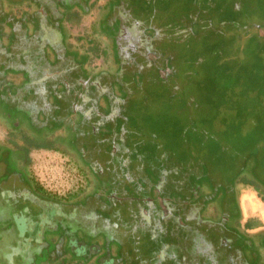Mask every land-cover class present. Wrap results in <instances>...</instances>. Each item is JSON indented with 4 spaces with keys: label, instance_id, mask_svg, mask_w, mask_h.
<instances>
[{
    "label": "rangeland",
    "instance_id": "rangeland-1",
    "mask_svg": "<svg viewBox=\"0 0 264 264\" xmlns=\"http://www.w3.org/2000/svg\"><path fill=\"white\" fill-rule=\"evenodd\" d=\"M28 1L0 0L2 40H8L3 25L7 32L13 25L3 17L23 11ZM77 3L60 10L66 22L80 12L89 21L76 63L106 76L104 93L118 109L114 122L124 146L116 163L124 182L115 197L136 205L148 221L160 216L176 222L181 204L198 196L194 190L175 193L173 186L188 178L184 189L208 186L209 197L225 200L228 219L238 216V208L240 222L249 215L264 221L260 193L238 180V170L250 163L264 190V0ZM59 46L72 48L67 41ZM105 58L109 63L99 73L91 61ZM98 168L100 177L108 171L101 161ZM29 169L42 187L57 171L73 170L51 151H31ZM131 212L126 208L124 218H132ZM258 231L264 227L247 233Z\"/></svg>",
    "mask_w": 264,
    "mask_h": 264
},
{
    "label": "flooded vegetation",
    "instance_id": "flooded-vegetation-1",
    "mask_svg": "<svg viewBox=\"0 0 264 264\" xmlns=\"http://www.w3.org/2000/svg\"><path fill=\"white\" fill-rule=\"evenodd\" d=\"M77 1L29 0L3 17L13 25L11 32L2 27L8 40L0 36V264H264V231L247 233L258 229L240 222L238 208L228 219L225 200L209 197L208 186L189 190L188 178L177 181L175 193L198 196L178 202L176 222L148 221L115 197L124 182L118 109L104 93L106 76L76 63L89 21L80 12L66 22L60 10ZM65 41L73 56L59 46ZM91 62L106 69L109 59ZM31 151L59 152L80 185L46 191L29 169ZM99 161L108 170L103 177Z\"/></svg>",
    "mask_w": 264,
    "mask_h": 264
},
{
    "label": "built area",
    "instance_id": "built-area-1",
    "mask_svg": "<svg viewBox=\"0 0 264 264\" xmlns=\"http://www.w3.org/2000/svg\"><path fill=\"white\" fill-rule=\"evenodd\" d=\"M43 187L56 193L68 192L80 185V180L73 170H59L53 176L45 180Z\"/></svg>",
    "mask_w": 264,
    "mask_h": 264
},
{
    "label": "trees",
    "instance_id": "trees-1",
    "mask_svg": "<svg viewBox=\"0 0 264 264\" xmlns=\"http://www.w3.org/2000/svg\"><path fill=\"white\" fill-rule=\"evenodd\" d=\"M253 164H254V160H253ZM256 171L257 170L255 165H251L250 163L247 166L243 165L242 168L238 170V180H240L243 183H248L250 187H252L255 191L260 193L259 196L260 199L264 200V190L259 185L261 180L259 179L258 176H256L258 175V172ZM244 226L246 228L249 227L248 220L244 222Z\"/></svg>",
    "mask_w": 264,
    "mask_h": 264
},
{
    "label": "crops",
    "instance_id": "crops-1",
    "mask_svg": "<svg viewBox=\"0 0 264 264\" xmlns=\"http://www.w3.org/2000/svg\"><path fill=\"white\" fill-rule=\"evenodd\" d=\"M245 219H247L248 221L249 220H254L255 221V226L254 229H261V227L263 228L264 227V221L261 217H252L251 215L247 216ZM244 219V220H245Z\"/></svg>",
    "mask_w": 264,
    "mask_h": 264
}]
</instances>
